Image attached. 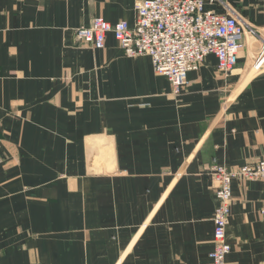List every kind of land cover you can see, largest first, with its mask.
<instances>
[{
  "label": "crops",
  "instance_id": "obj_1",
  "mask_svg": "<svg viewBox=\"0 0 264 264\" xmlns=\"http://www.w3.org/2000/svg\"><path fill=\"white\" fill-rule=\"evenodd\" d=\"M136 1L0 0V264H212V169L264 158L257 46L229 74L209 55L174 94L113 33L75 38L98 16L133 26ZM231 5L264 30V0ZM232 193L227 261L264 264V181Z\"/></svg>",
  "mask_w": 264,
  "mask_h": 264
},
{
  "label": "built area",
  "instance_id": "obj_2",
  "mask_svg": "<svg viewBox=\"0 0 264 264\" xmlns=\"http://www.w3.org/2000/svg\"><path fill=\"white\" fill-rule=\"evenodd\" d=\"M208 3L218 5L221 11L209 8ZM135 11L133 26L126 20L111 23L98 16L89 26L74 28L75 38L102 49L108 33H113L127 56H150L154 71L168 77L174 94L188 84V72L199 69L211 54L216 56L220 72L231 73L240 53L247 48L248 38L257 46L248 64L254 72H264V30L243 20L231 0H137ZM211 177L216 208L210 258L212 264H229L227 256L232 247L227 240V228L232 181L236 177L264 181V158L236 169L216 164ZM260 214L264 219V198Z\"/></svg>",
  "mask_w": 264,
  "mask_h": 264
}]
</instances>
